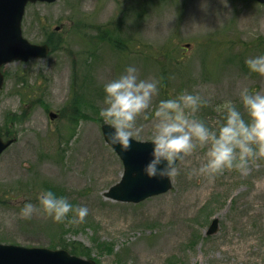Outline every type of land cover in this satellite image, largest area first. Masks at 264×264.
<instances>
[{
  "label": "rangeland",
  "instance_id": "obj_1",
  "mask_svg": "<svg viewBox=\"0 0 264 264\" xmlns=\"http://www.w3.org/2000/svg\"><path fill=\"white\" fill-rule=\"evenodd\" d=\"M23 34L48 42L47 57L3 67L0 123L16 141L0 155V241L66 248L96 264H264V161L247 175L209 182L188 173L206 150L181 164L173 187L141 202L107 197L124 164L102 132L104 85L129 66L158 82L137 140H150L160 100L183 92L207 101L196 118L218 127L216 107L264 93L248 58L264 55V3L256 0H56L30 3ZM117 44L123 49L117 47ZM58 115L51 119L49 112ZM247 118V117H245ZM6 133V134H5ZM89 209L78 226L34 214L41 191ZM71 216V214H69ZM219 229L208 235L214 218Z\"/></svg>",
  "mask_w": 264,
  "mask_h": 264
},
{
  "label": "clouds",
  "instance_id": "obj_2",
  "mask_svg": "<svg viewBox=\"0 0 264 264\" xmlns=\"http://www.w3.org/2000/svg\"><path fill=\"white\" fill-rule=\"evenodd\" d=\"M246 65L251 73L264 77V55L248 58ZM104 93L99 116L114 130L111 143L127 151L131 140L144 131V126L137 122L141 117L149 119L148 110L153 98L159 95L158 82L139 79L137 69L129 66L104 85ZM239 97L243 112L231 100L216 107L215 111L223 114L218 127H209L196 118V113L207 106L198 94L185 91L160 100L152 115L153 147L145 174L150 178L175 179L180 172L178 162L183 164L197 150H206L204 161L188 173V179L198 174L211 183L226 170L247 175L253 166L259 168V162L264 161V93H250L244 88ZM36 199L38 204L23 205L20 218L27 220L40 214L54 223L78 226L89 214L87 207H74L67 197L57 196L51 190L39 192Z\"/></svg>",
  "mask_w": 264,
  "mask_h": 264
},
{
  "label": "water",
  "instance_id": "obj_3",
  "mask_svg": "<svg viewBox=\"0 0 264 264\" xmlns=\"http://www.w3.org/2000/svg\"><path fill=\"white\" fill-rule=\"evenodd\" d=\"M55 0H0V88L4 83L1 67L14 60L27 61L31 57H46L50 51L48 44L30 42L23 35L22 19L29 2ZM264 2V0H258ZM55 117L56 113L51 112ZM104 136L124 162V174L121 181L110 188L107 196L122 201L139 202L152 195L168 191L172 180L150 178L144 168L151 159V141L131 140V147L124 151L119 144L113 145L110 134L113 129L104 124ZM4 140L0 134V154L13 142ZM219 221L215 218L208 228V234L218 231ZM0 264H95L93 259L72 255L66 249H50L40 246H22L0 243Z\"/></svg>",
  "mask_w": 264,
  "mask_h": 264
},
{
  "label": "trees",
  "instance_id": "obj_4",
  "mask_svg": "<svg viewBox=\"0 0 264 264\" xmlns=\"http://www.w3.org/2000/svg\"><path fill=\"white\" fill-rule=\"evenodd\" d=\"M117 47H118V48H120V49H123V47H122V46H120V45H118V44H117Z\"/></svg>",
  "mask_w": 264,
  "mask_h": 264
}]
</instances>
